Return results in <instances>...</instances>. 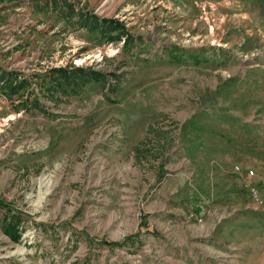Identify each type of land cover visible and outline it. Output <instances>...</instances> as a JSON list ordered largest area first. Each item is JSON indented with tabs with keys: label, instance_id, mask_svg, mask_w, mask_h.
<instances>
[{
	"label": "rangeland",
	"instance_id": "1",
	"mask_svg": "<svg viewBox=\"0 0 264 264\" xmlns=\"http://www.w3.org/2000/svg\"><path fill=\"white\" fill-rule=\"evenodd\" d=\"M69 1L137 42L0 0V68L118 76L43 111L0 92V264H264V0Z\"/></svg>",
	"mask_w": 264,
	"mask_h": 264
},
{
	"label": "trees",
	"instance_id": "2",
	"mask_svg": "<svg viewBox=\"0 0 264 264\" xmlns=\"http://www.w3.org/2000/svg\"><path fill=\"white\" fill-rule=\"evenodd\" d=\"M36 7L57 12L67 23L96 34L101 42L124 41L126 46H132L137 42L124 21L115 17H101L94 12L78 9L69 0H45L43 4L37 2ZM111 78L117 80L118 76L116 73H110L109 76L101 69L76 64L51 66L32 73L2 67L0 92L11 99L17 97L18 107L21 109L43 111L45 104L43 97L57 104L66 97L81 94L89 84L103 83L114 89ZM22 221L23 217L20 213H6L0 219V226L7 236L19 242L23 235ZM131 239L132 236H128L123 241H101V243L121 246Z\"/></svg>",
	"mask_w": 264,
	"mask_h": 264
},
{
	"label": "built area",
	"instance_id": "3",
	"mask_svg": "<svg viewBox=\"0 0 264 264\" xmlns=\"http://www.w3.org/2000/svg\"><path fill=\"white\" fill-rule=\"evenodd\" d=\"M236 170L240 171L241 170L240 166H236ZM252 173H253V171H251V174ZM249 192H250V197H251L253 203L256 205V207L259 205H262L264 203L262 195H261L257 186L250 185Z\"/></svg>",
	"mask_w": 264,
	"mask_h": 264
}]
</instances>
